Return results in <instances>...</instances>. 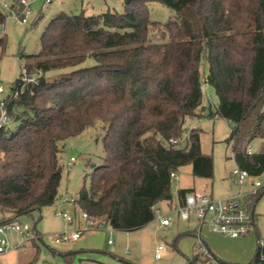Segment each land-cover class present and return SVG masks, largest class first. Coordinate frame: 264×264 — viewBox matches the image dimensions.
Instances as JSON below:
<instances>
[{"label": "trees", "instance_id": "1", "mask_svg": "<svg viewBox=\"0 0 264 264\" xmlns=\"http://www.w3.org/2000/svg\"><path fill=\"white\" fill-rule=\"evenodd\" d=\"M152 1L176 17L152 20ZM11 10L21 15L25 6ZM6 19L0 8V26ZM41 47L21 54L27 63L0 100L12 123L0 130V223L58 201L61 144L97 122L105 126L103 162L73 205L115 230L153 221L155 206L171 202V175L181 167L214 177L199 128L188 130L185 146L172 142L188 117L226 118L237 167L251 176L264 173V151L247 153L254 139L264 140V0H124L123 12H61L43 32ZM24 68L33 81L24 79ZM58 69L70 71L46 78ZM206 85L215 90L214 106L203 104ZM192 191L180 188L179 200ZM259 240L246 264H264ZM62 254L70 261L73 253ZM187 264L204 261L195 255Z\"/></svg>", "mask_w": 264, "mask_h": 264}, {"label": "rangeland", "instance_id": "2", "mask_svg": "<svg viewBox=\"0 0 264 264\" xmlns=\"http://www.w3.org/2000/svg\"><path fill=\"white\" fill-rule=\"evenodd\" d=\"M18 0H0V8L7 14V19L0 26V38L5 37V44L0 43V84L4 91L0 93L3 100L10 92L13 82L19 78L27 59L21 54H36L41 50V36L54 16L61 12H82L87 15L105 11H124V0H29L28 11L24 21L19 20L11 10ZM1 2L7 3L3 7ZM149 16L154 21L166 23L176 17L173 9L160 2L152 1L148 5ZM92 59L86 64H91ZM69 69H58L46 73V78H54L68 74ZM217 103L215 90L206 85L203 90V104L214 106ZM14 126V123H13ZM201 130V146L203 152L214 158V177L207 179L193 174L192 165H185L178 171V178L172 182L173 198L171 202L163 201L158 207L162 213H169L173 219L171 225H159V213L146 226L125 232L115 230L102 222L100 225H86L82 210L73 205L83 186L90 185V174L95 166L103 162L102 139L105 126L97 122L79 135L66 139L62 145L60 163L63 168L59 187V199L54 204L36 210L31 214L20 216L17 220L27 224L40 235L32 238L17 231L6 230L0 237L7 241V250L0 253V264H187L198 255L204 264L225 262L232 264L249 263L255 256L258 236L264 239V173L250 176L243 186H236L233 171L237 168L233 158L232 145L226 139L231 132V123L221 116L210 118L188 117L182 138L187 144L188 130ZM255 153L264 151V141L256 138L251 142ZM71 157L76 161L68 164ZM259 180L262 187L258 193L261 197L255 203L257 232L247 236L231 238L201 226V222L192 215L184 220L173 211L179 203V188H195L204 191L214 199L224 198L240 191L250 194L254 191V183ZM67 212L73 220L64 216ZM76 240L56 242L58 235L63 237L74 230L85 229ZM202 229V237L198 230ZM112 242H109V240ZM162 244V257L157 259L155 252ZM73 253L70 261L62 253ZM210 253L211 256H204ZM36 255V257H35Z\"/></svg>", "mask_w": 264, "mask_h": 264}, {"label": "built area", "instance_id": "3", "mask_svg": "<svg viewBox=\"0 0 264 264\" xmlns=\"http://www.w3.org/2000/svg\"><path fill=\"white\" fill-rule=\"evenodd\" d=\"M46 3H51L53 0H44ZM29 0H19L14 5L18 9L20 5L25 6V10L21 15L15 13L16 17L24 21L26 18L25 12L28 11L27 6H29ZM3 7H8L7 3L1 2ZM24 79L33 81L35 76H28L27 69H23ZM4 91L3 86L0 84V93ZM11 119L8 114V111L5 107L4 101H0V130L7 129L11 127ZM172 142L178 146H183L184 140L182 137L173 139ZM248 154H253L254 150L252 145H249L247 148ZM76 161L75 157H71L68 164H72ZM251 175L246 169H241L237 167L233 171V181L236 186H243L247 179ZM172 181L178 178V173L173 172ZM262 187V183L257 180L254 183V191L250 194H243L238 191L233 195L214 199L211 195L206 193L192 191L186 194L183 202H180L178 206L173 210L179 217L184 220L190 219L194 215L200 222L201 226L208 225L211 230L232 238L246 236L250 233L251 230L256 229V219H255V195ZM73 201V199H72ZM155 210L159 213V223L161 226H168L172 222L171 215L167 213H162L161 208L155 206ZM63 216L68 220L72 221L73 218L67 213L63 212ZM82 217L85 219L88 225H100L102 222H95L96 220L91 219L86 212L82 211ZM74 230L66 236L58 235L56 236V242L63 240H76L80 237L82 231L86 230ZM6 230L17 231L23 235H27L32 238H38L40 235L37 231L32 230L27 224L20 223L17 219H9L0 223V233H3ZM109 242H112L110 239ZM260 246L264 247V239L259 240ZM7 250V241L4 238L0 237V253H3ZM164 246L162 244L158 245L155 257L157 259L162 257V251ZM207 253V252H205ZM219 264V263H215Z\"/></svg>", "mask_w": 264, "mask_h": 264}, {"label": "crops", "instance_id": "4", "mask_svg": "<svg viewBox=\"0 0 264 264\" xmlns=\"http://www.w3.org/2000/svg\"><path fill=\"white\" fill-rule=\"evenodd\" d=\"M263 141H264V140H263ZM254 153H255V152H254ZM188 188H190V187H188ZM191 188H192V187H191ZM179 189H180V188H179ZM194 191H197V190L194 188ZM199 192L206 193V192H204V191H199ZM206 194H207V193H206ZM229 196H230V195H229ZM226 197H227V196H226ZM178 198H179V197H178ZM180 202H181V201L179 200V203H180ZM179 203H178V204H179ZM177 215H178V214H177ZM178 217H179V215H178ZM255 219H256V214H255ZM103 220H104V219H103ZM172 222H173V219H172ZM172 222H171V224H172ZM171 224H170V225H171ZM159 225H160V223H159ZM160 226H161V225H160ZM168 226H169V225H168ZM162 227H166V226H162ZM209 228H210V227H209ZM202 229H203V228L201 227V228L198 230V235H199V237H202ZM253 231H256V232H257V223H256V229L251 230L250 233H252ZM250 233H249V234H250ZM249 234H248V235H249ZM246 236H247V235H246ZM243 237H244V236H243ZM231 238H232V237H231ZM237 238H238V237H237ZM241 238H242V237H241ZM205 255H206V256H211L210 253H206V254H204V256H205ZM30 263L32 264V262H30ZM30 263H27V264H30ZM212 263L215 264L216 262H213V261H212Z\"/></svg>", "mask_w": 264, "mask_h": 264}]
</instances>
